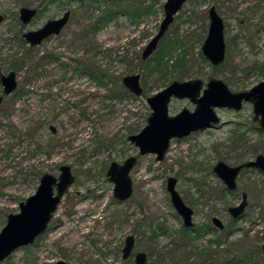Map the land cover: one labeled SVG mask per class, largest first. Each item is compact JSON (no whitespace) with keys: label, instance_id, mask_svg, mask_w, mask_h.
Listing matches in <instances>:
<instances>
[{"label":"rangeland","instance_id":"rangeland-1","mask_svg":"<svg viewBox=\"0 0 264 264\" xmlns=\"http://www.w3.org/2000/svg\"><path fill=\"white\" fill-rule=\"evenodd\" d=\"M163 3L0 0V67L8 71L10 61L18 64L17 88L0 103V230L7 215L18 212L19 202L35 192L43 173L57 176L65 164L75 177L45 231L0 264H55L59 259L70 264H135L137 250L158 264H264V172L241 169L236 188L227 191L212 171L219 160L235 166L264 154V129L253 121L250 104L238 112L216 108L225 121L221 127L171 138L159 161L153 153L139 154L127 139L146 124L151 109L145 97L173 80L199 78L205 86L210 78H218L237 92L264 79V0H186L155 50L142 59L163 18ZM212 5L224 25L225 57L218 65L201 51ZM22 6L37 9L26 24L18 17ZM110 9L117 13L92 30ZM65 11L69 19L58 34L34 46L24 40L23 32ZM170 42L156 68L158 50ZM47 53L56 59L40 58ZM73 59L90 61L118 79L139 73L143 94L133 95L120 80L125 92L112 97L114 82L104 79L99 84L75 72ZM183 107L193 110L194 104L172 97L168 114ZM131 155L136 157L129 172L132 194L119 201L106 170L111 161L121 163ZM34 171L40 175H28ZM169 176L177 178L176 190L194 210L190 229L170 202ZM243 192L247 206L232 218L227 208L237 204ZM212 216L222 221V229L213 226ZM128 234H134L135 246L132 255L122 259Z\"/></svg>","mask_w":264,"mask_h":264},{"label":"water","instance_id":"water-1","mask_svg":"<svg viewBox=\"0 0 264 264\" xmlns=\"http://www.w3.org/2000/svg\"><path fill=\"white\" fill-rule=\"evenodd\" d=\"M185 1L164 0L163 18L158 31L143 48L142 59L149 57L155 50L160 37L172 22L174 14ZM18 11L19 19L23 24L31 21L37 13L36 8L26 6L20 7ZM69 15V11H65L60 17L46 20L41 27L23 32L22 36L30 46L37 45L49 35L58 34L66 25ZM208 18V31L201 45V51L211 64L217 65L224 60L225 55L223 22L213 5L208 9ZM2 19L0 14V23ZM0 80L4 94H9L16 88L17 82L13 71L6 75L1 74ZM121 84L135 96H141L143 93L139 73L124 75L121 78ZM201 86L202 81L198 78L183 81L173 80L161 90L145 98L151 109L146 124L139 132L127 137L129 142L138 147L139 154L153 153L155 160H162L171 138L184 137L192 131L205 129L219 121L214 107H226L238 111L243 102H250L253 107L254 119L258 120L259 126L264 129V79L249 89L238 92L229 90L227 85L217 78L209 79L200 95ZM173 96L188 97L195 103L194 110L189 111L187 108H183L176 114L169 115L168 103ZM1 101L2 96L0 95V103ZM50 129L53 132L55 130L53 126H50ZM135 163L136 157L133 155L126 157L121 163L115 160L110 162L106 176L108 181L113 183L112 194L115 199L123 201L131 196L132 180L129 172ZM245 167L257 168L264 172V154H257L253 160H247L235 166H229L219 160L213 165L212 171L227 188L234 189L237 174ZM74 179L71 167L65 164L59 166L57 176L51 173L41 175L35 192L24 201L19 202L18 212L9 213L6 217V223L0 230V261L8 257L17 248L32 244L45 231L61 198L68 191ZM176 181V177L169 176L166 181V189L172 206L182 218L183 225L189 227L192 225L193 211L183 202L177 192ZM246 205V194L242 193L241 201L235 206L228 207V211L232 217L236 218L243 213ZM211 221L218 229L223 228V223L218 217L213 216ZM133 245L134 237L129 234L125 237L122 247L123 258L130 255ZM262 252L264 255V242ZM134 259L136 264H144L146 254L139 251L135 254ZM56 264L69 263L59 259ZM172 264L179 263L174 262Z\"/></svg>","mask_w":264,"mask_h":264},{"label":"trees","instance_id":"trees-1","mask_svg":"<svg viewBox=\"0 0 264 264\" xmlns=\"http://www.w3.org/2000/svg\"><path fill=\"white\" fill-rule=\"evenodd\" d=\"M50 1V0H49ZM115 5L116 4H118L119 2H117V1H114L113 2ZM131 11H133L134 12V14H139V11H137V10H134L133 8H131ZM141 12H143V13H145V10H142ZM117 13V10L114 12L112 9H110V10H108L107 12H105L104 13V15L103 16H101L99 19H98V21L96 22V24H94V25H92V30H97L98 28H99V26H100V24L103 22V21H105V19L107 18V17H113L114 16V14H116ZM108 19V18H107ZM163 44V43H162ZM171 44V42L170 43H168L166 46L165 45H163L162 47H160V49L158 50V52H160L159 53V55H157L156 56V61H155V67L156 68H158V67H160L162 64V62H163V58H162V53L164 52V50L166 51V47H168L169 45ZM163 51V52H162ZM41 59H43V60H46V59H48V60H52V59H56L52 54H50V53H47V54H43L41 57H40ZM73 62L75 63V66H74V71L75 72H77V73H79V74H81V73H86V74H88L89 75V77L92 79V80H94V81H96L97 83H99V84H101V83H103V80L104 79H106V81H109L110 83L111 82H114V87H111L110 89H109V91H111L112 92V97H119L120 96V93L121 92H123L124 90H123V88H122V86H121V84H120V80L121 79H118V78H116V77H112L110 74H107V71L106 70H104V69H102V68H100V67H96V66H94L90 61H84V60H82V61H80V60H77V59H73ZM12 65L13 66H15V65H17V61L15 60V61H12ZM62 67L64 66H66V65H64V63H61L60 64ZM125 92V91H124ZM130 96H133V95H131L130 94ZM29 174H32V176H34V177H37L38 175H40V172H38V171H34V172H31V173H29L28 172V175ZM186 232V231H185ZM199 235V231L194 235L195 237L196 236H198Z\"/></svg>","mask_w":264,"mask_h":264},{"label":"flooded vegetation","instance_id":"flooded-vegetation-1","mask_svg":"<svg viewBox=\"0 0 264 264\" xmlns=\"http://www.w3.org/2000/svg\"><path fill=\"white\" fill-rule=\"evenodd\" d=\"M19 12V11H18ZM37 14V13H36ZM2 15V14H1ZM207 15H208V13H207ZM2 17H3V19H2V21L1 22H3V20H4V16L2 15ZM18 17H19V14H18ZM57 18V17H56ZM51 19H53V18H51ZM209 19V18H208ZM222 22H223V20H222ZM209 25V24H208ZM223 27H224V25H223ZM208 31V30H207ZM224 57H225V55H224ZM223 62V61H222ZM221 62V63H222ZM10 66L8 67V71L6 70V71H3L2 69H1V67H0V76H1V74H4V75H6L7 73H9V72H11V71H13L14 73H15V79H16V82H17V72H16V70H17V67H18V64L17 65H15V66H13L12 65V62L10 61ZM220 64V63H219ZM213 65V64H212ZM218 65V64H217ZM263 68H264V66H263ZM84 75H87V77H89V75L88 74H86V73H83ZM122 78V77H121ZM199 79V78H198ZM211 79V78H210ZM218 79V78H217ZM201 80V79H200ZM202 81V80H201ZM172 82V81H171ZM207 83V82H206ZM225 83V82H224ZM169 84V83H168ZM167 84V85H168ZM226 84V83H225ZM166 85V86H167ZM0 87H1V91H0V95L2 96V100H3V98L5 97V96H7V95H10V94H12L15 90H16V88H17V85H16V88L11 92V93H9V94H4L3 93V86H2V83H1V80H0ZM206 87V84H205V86H203V81H202V86H201V89H200V95L202 94V90L204 89ZM228 87V86H227ZM143 88V87H142ZM229 89V88H228ZM230 90V89H229ZM247 90V89H246ZM242 91V90H241ZM238 92V91H237ZM143 94V93H142ZM147 97V96H146ZM145 97V98H146ZM172 98V97H171ZM171 98H170V100H171ZM173 98H174V96H173ZM175 98H180V97H175ZM183 98H187V99H189L188 97H183ZM190 100V99H189ZM2 102V101H1ZM170 102V101H169ZM190 102L191 103H193L191 100H190ZM245 103H248V104H250L251 105V107H252V104L250 103V102H243L242 103V107H243V105L245 104ZM194 104V108H195V103H193ZM242 107H241V109H242ZM183 108H186V107H183ZM182 108V109H183ZM194 108H193V110H194ZM216 108H226V107H214L213 109H214V111H215V114L217 115V113H216ZM228 109V108H227ZM240 109V110H241ZM189 110V109H188ZM193 110H189V111H193ZM229 110H232V111H235V112H238V111H240V110H238V111H236V110H234V109H229ZM180 111V110H179ZM178 111V112H179ZM176 114V113H175ZM252 114H253V107H252ZM218 116V115H217ZM218 118H219V116H218ZM252 119H253V121L254 122H256L257 124H258V126H259V123H258V120H255L254 119V114L252 115ZM225 123V121H223V120H221L220 118H219V121L217 122V123H215V124H213V125H211L210 127H207V128H205V129H218L219 127H221L223 124ZM259 128H261L260 126H259ZM262 129V128H261ZM199 130V129H198ZM233 130H237V128H235V129H233ZM196 131V130H195ZM192 132H194V131H192ZM190 134V133H189ZM188 134V135H189ZM247 161V160H246ZM244 162V161H243ZM240 163H242V162H240ZM168 178V177H167ZM219 178V177H218ZM220 179V178H219ZM176 180H177V178H176ZM221 180V179H220ZM167 181V180H166ZM176 183H177V181H176ZM223 183V182H222ZM224 186H225V189L227 190V191H231V190H234V189H229V188H227L226 187V185L225 184H223ZM175 186H176V184H175ZM178 192V191H177ZM244 193V192H243ZM181 197V196H180ZM241 198H242V194H241ZM120 201V200H119ZM124 201V200H123ZM241 201V200H240ZM239 201V202H240ZM184 202V201H183ZM238 202V203H239ZM185 203V202H184ZM237 203V204H238ZM186 204V203H185ZM237 204H235V205H237ZM187 205V204H186ZM235 205H232V206H235ZM188 206V205H187ZM247 206V205H246ZM228 207H230V206H228ZM191 208V207H190ZM246 208V207H245ZM192 209V208H191ZM245 210V209H244ZM192 211H193V213H192V216H193V214H194V210L192 209ZM227 211H228V208H227ZM229 212V211H228ZM244 212V211H243ZM230 213V212H229ZM178 214V213H177ZM243 214V213H242ZM241 214V215H242ZM179 215V214H178ZM231 215V214H230ZM240 215V216H241ZM180 216V215H179ZM181 217V216H180ZM213 217V216H212ZM212 217H211V219H212ZM217 217V216H216ZM232 217V216H231ZM232 218H234V217H232ZM182 219V218H181ZM212 222V221H211ZM182 224H183V221H182ZM213 224V223H212ZM184 226V225H183ZM193 226V221H192V225L191 226H189V227H186V226H184L185 228H187V229H190L191 227ZM213 226H214V224H213ZM216 227V226H215ZM187 229H185V231H188ZM129 235V234H128ZM131 235H133V237H134V245H133V248H132V250H131V253H130V255L127 257V258H129L131 255H132V252H133V249H134V246H135V236H134V234H131ZM127 236V235H126ZM125 236V237H126ZM125 237H124V240H125ZM124 240H123V245H124ZM123 245H122V247H123ZM122 247H121V258L122 259H126V258H123L122 257ZM140 250H137V251H135L134 253H133V260H134V263H135V259H134V256H135V254L137 253V252H139ZM144 252V251H143ZM145 253V252H144ZM146 254V253H145ZM63 260V259H62ZM67 262V261H66ZM147 263H155V262H150V261H148V259H147V254H146V262L144 263V264H147ZM56 264V263H55ZM70 264V263H69ZM136 264V263H135ZM156 264H158V263H156ZM180 264V263H179Z\"/></svg>","mask_w":264,"mask_h":264}]
</instances>
